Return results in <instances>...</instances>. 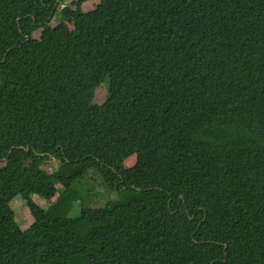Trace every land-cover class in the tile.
Here are the masks:
<instances>
[{
  "label": "trees",
  "instance_id": "obj_1",
  "mask_svg": "<svg viewBox=\"0 0 264 264\" xmlns=\"http://www.w3.org/2000/svg\"><path fill=\"white\" fill-rule=\"evenodd\" d=\"M63 1L0 0V264H264V0Z\"/></svg>",
  "mask_w": 264,
  "mask_h": 264
},
{
  "label": "rangeland",
  "instance_id": "obj_2",
  "mask_svg": "<svg viewBox=\"0 0 264 264\" xmlns=\"http://www.w3.org/2000/svg\"><path fill=\"white\" fill-rule=\"evenodd\" d=\"M72 2V0H64L61 2L60 9L58 11L57 16L55 19L51 22L52 27H56L60 23L65 24L70 31L74 30V24H73V17L72 14L69 11V5ZM98 3V0H91L85 2L81 9L83 12H89L92 11L95 8V5ZM39 36H41V32H36L32 35L33 39H38ZM108 94L107 86L103 85L101 88H98L96 90V93L93 97V103L95 105H102L104 100H106ZM137 163V156H131L125 161V166L127 168H130L132 166H135ZM36 167L47 169L48 171H53L57 169L58 167V161L56 160H49L46 161H39L37 159H30L24 162L23 168L25 172H30ZM34 203L42 207L45 205V202L43 200H39L36 197L33 198ZM12 213L14 215L15 222L17 223L18 227L25 231L27 230L32 224L33 219L30 215V212L28 211L25 202L18 196L16 197L11 204ZM76 217V215H74Z\"/></svg>",
  "mask_w": 264,
  "mask_h": 264
},
{
  "label": "water",
  "instance_id": "obj_3",
  "mask_svg": "<svg viewBox=\"0 0 264 264\" xmlns=\"http://www.w3.org/2000/svg\"><path fill=\"white\" fill-rule=\"evenodd\" d=\"M26 150H28V149H26Z\"/></svg>",
  "mask_w": 264,
  "mask_h": 264
}]
</instances>
